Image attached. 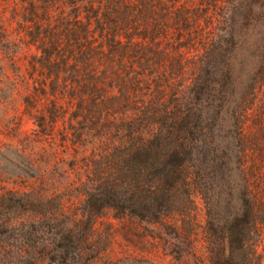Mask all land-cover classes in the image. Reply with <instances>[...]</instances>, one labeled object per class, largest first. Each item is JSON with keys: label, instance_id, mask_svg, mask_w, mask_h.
<instances>
[{"label": "trees", "instance_id": "trees-1", "mask_svg": "<svg viewBox=\"0 0 264 264\" xmlns=\"http://www.w3.org/2000/svg\"><path fill=\"white\" fill-rule=\"evenodd\" d=\"M0 37L34 47L15 69L42 132L103 145L78 219L0 193L13 264H81L108 210L192 239L200 202L210 264H264V0H0Z\"/></svg>", "mask_w": 264, "mask_h": 264}, {"label": "rangeland", "instance_id": "rangeland-1", "mask_svg": "<svg viewBox=\"0 0 264 264\" xmlns=\"http://www.w3.org/2000/svg\"><path fill=\"white\" fill-rule=\"evenodd\" d=\"M6 27L10 38L20 36L16 22H7ZM33 50L23 45L14 57L6 38L0 37V193L10 197L11 189L25 192L21 200L18 194L3 205L1 212L19 221L78 219L85 190L95 175L93 160L102 156L103 145L75 144L62 121L43 133L29 115L24 104L25 83L15 69V60L24 70ZM200 205L192 239L167 225L136 217L117 218L108 210L99 217L81 264H210L203 238L205 208L202 202ZM18 253L23 252L9 246L0 248V264H13L12 260L20 258Z\"/></svg>", "mask_w": 264, "mask_h": 264}]
</instances>
